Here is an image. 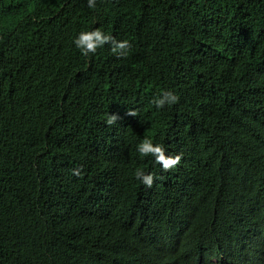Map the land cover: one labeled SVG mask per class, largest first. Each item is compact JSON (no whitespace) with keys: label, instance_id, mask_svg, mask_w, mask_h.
<instances>
[{"label":"trees","instance_id":"16d2710c","mask_svg":"<svg viewBox=\"0 0 264 264\" xmlns=\"http://www.w3.org/2000/svg\"><path fill=\"white\" fill-rule=\"evenodd\" d=\"M0 264H264V0H0Z\"/></svg>","mask_w":264,"mask_h":264},{"label":"clouds","instance_id":"9594fccd","mask_svg":"<svg viewBox=\"0 0 264 264\" xmlns=\"http://www.w3.org/2000/svg\"><path fill=\"white\" fill-rule=\"evenodd\" d=\"M95 5V0H88V6L93 7ZM111 37L102 35L99 31L93 32V33H82L79 38L76 40V44L78 47L81 48V51L84 55H87L89 52H94L96 48L100 45H103L104 42L110 40ZM118 48H126L127 42H123L117 45ZM178 97L175 96L173 93L168 92L165 94L163 99H159L155 101L156 106L162 107L165 102L168 103H175L177 101ZM115 117H112L108 120V123H113ZM138 151L141 153V155H148L149 153L152 154H158L157 155V161L162 162L163 166L165 168H168L169 166L177 163L178 159H165V157L162 154V150L160 147H153L151 141L145 140L138 146ZM142 173H137V177H142ZM145 183H147L149 186L151 184V178L147 177L145 178Z\"/></svg>","mask_w":264,"mask_h":264}]
</instances>
